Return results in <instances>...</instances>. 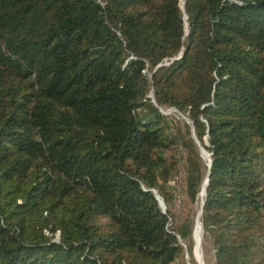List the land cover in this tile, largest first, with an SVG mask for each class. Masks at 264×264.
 Returning <instances> with one entry per match:
<instances>
[{
  "label": "trees",
  "instance_id": "trees-1",
  "mask_svg": "<svg viewBox=\"0 0 264 264\" xmlns=\"http://www.w3.org/2000/svg\"><path fill=\"white\" fill-rule=\"evenodd\" d=\"M178 164L213 264H264V0H0V264H177Z\"/></svg>",
  "mask_w": 264,
  "mask_h": 264
},
{
  "label": "rangeland",
  "instance_id": "rangeland-1",
  "mask_svg": "<svg viewBox=\"0 0 264 264\" xmlns=\"http://www.w3.org/2000/svg\"><path fill=\"white\" fill-rule=\"evenodd\" d=\"M168 111L169 109L167 110V112ZM168 114L179 119H183V117L174 110H170ZM202 160L208 163V156L206 155V153H204V158H202ZM178 167L179 169H177V172L169 181V184L173 187L172 192L174 193L175 190V195L177 196V198H174L173 194L172 201L168 205L172 214L169 225L174 226L175 224L177 225V223L191 221L193 230L191 234V245L187 240H183L181 238L179 239L180 244L183 247V251L177 259V264H213L212 253L209 249V244L207 242H204L203 240L204 231L202 230V227L200 225V217H198L199 208L204 197L205 183L203 181L201 189L198 192L195 200H190L183 188L184 174L181 168V164H178ZM176 187H180V190H177ZM166 208L167 206L163 203L161 209L165 212ZM199 231L201 232V235L200 240L197 243ZM53 239L54 241L58 240V232L54 233Z\"/></svg>",
  "mask_w": 264,
  "mask_h": 264
},
{
  "label": "water",
  "instance_id": "water-1",
  "mask_svg": "<svg viewBox=\"0 0 264 264\" xmlns=\"http://www.w3.org/2000/svg\"><path fill=\"white\" fill-rule=\"evenodd\" d=\"M182 5H183V2L181 1V6H182ZM177 58H179V56H177L175 59H177ZM150 97L153 98L152 90H151V93H150ZM170 110H174V111H176L174 108H170L169 111H170ZM169 111H168V112H169ZM168 112H167V111H162V113H164V114H168ZM191 131H192V136L194 137V139H195L197 145L199 146L200 156H201L202 158H204V153H206V155L208 156L207 167H208V169H209V167H210V165H211L210 153L206 152V151L203 149V147L200 145V143H199L198 140L196 139L195 135L193 134V129H191ZM208 177H209V170L207 171V174H206V176H205V182H207ZM205 188H206V185L204 186V197H205ZM152 192H153V194L155 195V197H156V199H157V201H158V203H159V206L162 207V205H163V200H162L161 197L156 193L155 190L152 189ZM204 197H203V200H202L201 205H200V208H199V214H198L199 216H198V217H200V214H201V211H202V206H203V204H204ZM200 225H201V227H202V223H201V221H200ZM202 230H203V227H202ZM56 241H57V240H56Z\"/></svg>",
  "mask_w": 264,
  "mask_h": 264
},
{
  "label": "bare ground",
  "instance_id": "bare-ground-1",
  "mask_svg": "<svg viewBox=\"0 0 264 264\" xmlns=\"http://www.w3.org/2000/svg\"><path fill=\"white\" fill-rule=\"evenodd\" d=\"M204 183H206L205 182V179H204ZM197 232V231H196ZM200 235H201V232L199 231V233H198V240H197V243H198V241L200 240Z\"/></svg>",
  "mask_w": 264,
  "mask_h": 264
},
{
  "label": "built area",
  "instance_id": "built-area-1",
  "mask_svg": "<svg viewBox=\"0 0 264 264\" xmlns=\"http://www.w3.org/2000/svg\"><path fill=\"white\" fill-rule=\"evenodd\" d=\"M173 182H174V180H173ZM177 188V190H180V187H176ZM174 198H177V196L175 195V190H174Z\"/></svg>",
  "mask_w": 264,
  "mask_h": 264
}]
</instances>
